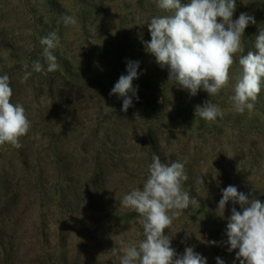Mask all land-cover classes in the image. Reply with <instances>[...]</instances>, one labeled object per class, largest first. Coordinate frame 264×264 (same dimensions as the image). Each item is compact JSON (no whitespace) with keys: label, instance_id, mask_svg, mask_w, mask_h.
Returning <instances> with one entry per match:
<instances>
[{"label":"rangeland","instance_id":"374dc122","mask_svg":"<svg viewBox=\"0 0 264 264\" xmlns=\"http://www.w3.org/2000/svg\"><path fill=\"white\" fill-rule=\"evenodd\" d=\"M157 3L0 0V75L10 77L11 102L22 104L31 121L22 147L0 146V264H120V249L144 238L143 218L120 200L142 188L153 154L185 164L183 189L198 201L165 229L177 254L192 247L207 264L217 257L240 264L238 249L229 251L226 226L231 209L241 208L230 201L223 217L216 209L229 185L264 203V89L254 109L240 114L228 102L231 87L192 96L169 80L167 66L145 49L147 23L170 14ZM236 3L233 19L253 16L245 33L254 30L256 37L264 30V0ZM65 14L77 24L64 25ZM52 32L58 36L53 54L64 63L48 73L40 39ZM245 33L230 83L239 56L256 51L255 37L250 42ZM37 60L45 68L39 73L31 67ZM128 61L140 62L133 80L138 99L125 112L122 98L110 92L127 75ZM25 62L32 72L27 80ZM208 100L222 109V119L195 116ZM96 173L102 179L93 185ZM62 188L71 209L60 204Z\"/></svg>","mask_w":264,"mask_h":264},{"label":"clouds","instance_id":"9594fccd","mask_svg":"<svg viewBox=\"0 0 264 264\" xmlns=\"http://www.w3.org/2000/svg\"><path fill=\"white\" fill-rule=\"evenodd\" d=\"M157 7L170 14L154 16L147 23L151 39L145 43V49L154 55L158 65L167 66L169 80H174L192 96L203 89L211 97L231 87L233 94L228 96V102L233 109L240 114L246 110L251 112L264 89V30H259L255 37L256 51L239 56L238 73L234 83L230 82L235 57L244 51L245 29L250 23L255 24L254 17L241 13L234 20L236 0H187L184 4L181 0H158ZM60 20L64 25L77 24L76 18L67 14ZM57 41L55 32L40 39L48 73L59 69L53 54ZM139 64V61H128L127 75H121L110 92L122 98L125 112L133 104L132 97L138 99L133 80L138 78ZM23 67L26 70L23 79L27 80L32 72L27 71L28 63ZM31 67L36 73L45 70L39 60L33 61ZM12 96L10 77L0 75V146L10 144L19 149L20 138L30 131L31 121L22 104L11 102ZM195 116L215 122L217 117L223 118L224 112L208 100L203 106L195 107ZM184 168L182 162L163 163L159 155L153 154L142 188H134L121 198V207L143 218L144 238L138 244H125L120 249V264H207V259L192 247H186L178 255L171 246V237L165 235V229L171 228L173 220L190 203H198L183 189V182L188 179ZM230 201L239 204L241 211L231 209L226 226L229 251L238 249L236 258L240 264H264V203L259 199L250 200L237 187L229 185L222 189L217 215L224 216ZM112 251L116 253L117 249ZM216 261L224 264L219 257Z\"/></svg>","mask_w":264,"mask_h":264},{"label":"trees","instance_id":"16d2710c","mask_svg":"<svg viewBox=\"0 0 264 264\" xmlns=\"http://www.w3.org/2000/svg\"><path fill=\"white\" fill-rule=\"evenodd\" d=\"M182 4H184V3H182ZM247 33H245V35L248 37V40L250 41V42H252V40H253V38L255 37L254 36V30L253 31H246ZM253 34V35H252ZM57 63L59 64V68H61L62 67V65H63V63L64 62H62V61H57ZM64 69V68H63ZM68 170V172H70V171H72L71 169H67ZM66 170V171H67ZM65 171V172H66ZM95 172V171H94ZM102 172V171H101ZM67 173V172H66ZM103 174V173H102ZM102 174H92L91 175V177L89 178V180L92 182V184L93 185H95V184H99L98 183V180H99V182H101L100 180L102 179ZM5 183H3V185H1L0 186V191H2V188H3V186L5 187V185H4ZM66 190H68V189H64V188H62L61 189V191H59L60 192V194H61V201H60V204H61V206L64 208V209H66V210H68V209H71L70 208V204L68 203V201H67V194H68V192L66 191ZM65 194L67 195L66 197H65ZM213 246V245H212Z\"/></svg>","mask_w":264,"mask_h":264}]
</instances>
